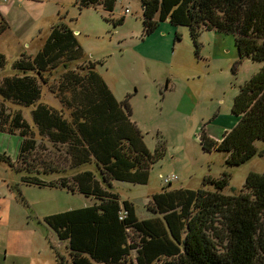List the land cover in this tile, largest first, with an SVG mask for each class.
<instances>
[{
  "label": "trees",
  "instance_id": "16d2710c",
  "mask_svg": "<svg viewBox=\"0 0 264 264\" xmlns=\"http://www.w3.org/2000/svg\"><path fill=\"white\" fill-rule=\"evenodd\" d=\"M116 1L74 3L79 9L100 7L111 13ZM140 7L142 35L167 21L187 26L196 46L202 29H214L233 35L238 59L262 63L232 99L234 126L218 140L200 135L204 150L226 152L227 166L246 161L257 152L253 141L264 140V0H140ZM122 18L104 20L116 25ZM7 27L0 17V33ZM82 58L73 30L54 23L37 51L19 53L10 72L0 77V132L19 137L15 160L4 154L0 159L28 173L21 176L25 183L97 199L43 217L57 239L66 242L69 259L59 258V263L264 264V169L247 173L232 194L221 192L227 184L225 171L219 178H203L213 189L170 188L176 175L161 177L163 187L147 205L153 214L144 218L136 216L131 201L109 190L112 180L146 183L163 146L159 142L153 151L147 148L129 117L126 98L118 101L95 63ZM5 63L0 52V71ZM59 68L48 86L59 103L56 108L41 102L40 94ZM20 106L30 108L31 123ZM46 147L53 148V161L38 153ZM85 164L94 171L82 169ZM40 174L56 177L42 179Z\"/></svg>",
  "mask_w": 264,
  "mask_h": 264
},
{
  "label": "rangeland",
  "instance_id": "374dc122",
  "mask_svg": "<svg viewBox=\"0 0 264 264\" xmlns=\"http://www.w3.org/2000/svg\"><path fill=\"white\" fill-rule=\"evenodd\" d=\"M0 7L10 25L0 33V52L6 59L0 77L10 72L18 45L32 55L52 24L65 23L83 50L82 59L95 63L118 101L126 98L129 117L147 148L153 151L159 142L162 144L163 155L151 165L146 183L112 180L109 188L120 200L132 202L138 218L153 214L147 205L150 196L163 187L161 177L176 175L169 182L170 188L213 189L203 184V178H219L225 171L227 184L221 192L232 194L242 187L247 173L263 171L264 140H254L257 152L232 166L225 164L226 152L206 151L201 144L202 132L208 139L218 140L234 126L237 117L230 111L232 99L239 85L262 64L238 59L232 34L202 29L194 46L187 26L163 21L152 33L142 35L140 0H117L112 14L100 7L79 9L74 0H0ZM120 16L122 21L116 25L104 21L105 17ZM60 70L49 76L40 94L41 102L56 108L59 103L48 86ZM19 109L31 123L30 108ZM18 143L17 134L0 132V154L11 162ZM51 149L46 147L38 153L53 161ZM81 168L94 171L92 164ZM25 174L0 159V264H60L59 258L68 261L66 242L57 239L43 217L92 205L97 199L76 190L25 183L21 180Z\"/></svg>",
  "mask_w": 264,
  "mask_h": 264
},
{
  "label": "crops",
  "instance_id": "0c3cea01",
  "mask_svg": "<svg viewBox=\"0 0 264 264\" xmlns=\"http://www.w3.org/2000/svg\"><path fill=\"white\" fill-rule=\"evenodd\" d=\"M23 2V0H21V3ZM84 8H90V7H84ZM83 9V8H82ZM94 9H96V8H94ZM112 14V13H111ZM0 17H2L4 20H5V22L7 23V25H8V27H7V29H9L10 28V25H9V23H8V21H7V14H6V12H4V10H3V7H0ZM105 21V20H104ZM74 33V32H73ZM2 34V33H1ZM0 34V35H1ZM47 36V35H46ZM45 36V37H46ZM45 39V38H44ZM41 45V44H40ZM24 46H21V45H18V47H17V55L19 54V53H25V54H29V53H26V50L23 48Z\"/></svg>",
  "mask_w": 264,
  "mask_h": 264
},
{
  "label": "built area",
  "instance_id": "2783aa9c",
  "mask_svg": "<svg viewBox=\"0 0 264 264\" xmlns=\"http://www.w3.org/2000/svg\"><path fill=\"white\" fill-rule=\"evenodd\" d=\"M124 12H125V13L128 12L127 8L124 9ZM165 180H166V179H165Z\"/></svg>",
  "mask_w": 264,
  "mask_h": 264
}]
</instances>
